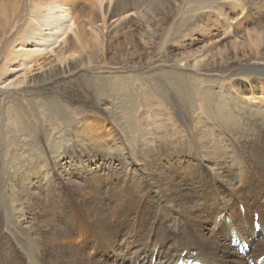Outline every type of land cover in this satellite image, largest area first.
I'll list each match as a JSON object with an SVG mask.
<instances>
[{
  "label": "rangeland",
  "instance_id": "rangeland-1",
  "mask_svg": "<svg viewBox=\"0 0 264 264\" xmlns=\"http://www.w3.org/2000/svg\"><path fill=\"white\" fill-rule=\"evenodd\" d=\"M177 2L35 97L0 95V264H155L189 234L208 255L232 219H264V0ZM144 100L141 137L126 115Z\"/></svg>",
  "mask_w": 264,
  "mask_h": 264
},
{
  "label": "bare ground",
  "instance_id": "bare-ground-1",
  "mask_svg": "<svg viewBox=\"0 0 264 264\" xmlns=\"http://www.w3.org/2000/svg\"><path fill=\"white\" fill-rule=\"evenodd\" d=\"M177 1L178 0H0V45L4 41L6 49L2 51V57H0V95L5 96L6 94L4 95V93H7L11 88L19 90L22 88L21 93H28L35 97L37 93L41 92L42 88H50L52 84L57 82L62 76L68 77V75L74 74L78 65L84 62H89L91 64L96 63L98 60V57H96L97 53L100 51V47L103 46L100 40L103 33H109L110 31L121 28L124 24L131 23L139 24V26H142V29L155 31V27L151 26V23L157 21L154 15L164 14L166 18H168L167 13H164L167 9L163 8L167 7L171 10L170 13L176 16L178 10L181 9ZM172 29V25H170L168 30L172 31ZM7 33H10L9 40H6ZM71 68H73V70H71ZM121 82L122 81H119V83ZM97 89H99V87ZM260 93V97L254 95L256 105H262L264 103L263 88L260 90ZM1 100H3V98ZM208 101L209 103L212 102L211 97H208ZM147 106H149L148 100H144V102L141 101L139 104V109H141L140 113L136 112L131 115L127 107V126H129L131 130L135 129L138 132L141 131V137H146V133L145 129H142L143 123L138 124V117H141L144 122L143 116L145 114V109H143V107L146 108ZM55 111H57L56 107L52 108L51 112H53V114ZM57 112L59 113V111ZM53 118L51 119L53 120ZM53 121H55V119ZM166 123L164 126L167 125ZM169 125V129H173V122H170ZM161 129L164 130L165 127ZM160 133H162V131ZM206 135L212 137H203L207 139V145L204 150L207 156H209L211 150H215V145H212L213 140L218 137L212 135L211 131L206 133ZM201 143L204 146V142L201 141ZM221 152H223L222 149ZM67 163L69 164V162L64 161L59 164V167L65 168ZM17 165L18 164L15 165V168H17ZM13 170L14 167L10 169L8 179L14 176L15 172ZM5 185L11 188V181ZM262 214H264V210H262L261 215ZM239 218L240 216H236L238 221ZM258 222L261 224L260 230L256 231L254 220L253 226L255 229L247 233L248 230H242L239 226L243 224L242 222L239 224V222H236L235 218L232 219L231 226H236V229H234L235 233L230 232L232 228H229L230 231H225L223 225V229L221 227L219 236L216 235L219 242L218 247L212 248V251L208 252V255L202 252L203 248L199 251L192 252V250H198L196 248V240L201 239H196L189 234V237H187V240H189L188 246L184 242L182 246L179 245L175 248L168 246L164 256L162 255L164 252L163 247L160 249L158 248L156 251L157 256L155 264H168L169 261H172V264H189L194 261L210 264L209 257L216 261L217 264H252L251 262H254V264H264V219H261L260 216ZM242 227L244 226L242 225ZM244 228L248 229V227ZM180 232L183 231L178 229L176 233ZM209 238L210 240L212 239V237L206 236L205 239L202 240H207ZM166 242V237H162L161 243L166 245ZM232 244L235 245L234 249L232 248ZM247 246L250 248L248 254L249 258L251 257L252 259L251 261L244 259L240 262V258L244 256L240 251L241 247L245 248ZM173 251L177 252L174 253ZM144 260V258L141 259V261ZM148 264H152V255L150 256Z\"/></svg>",
  "mask_w": 264,
  "mask_h": 264
}]
</instances>
